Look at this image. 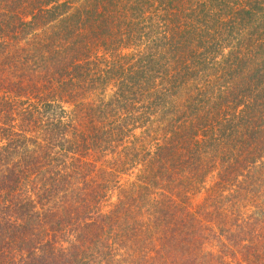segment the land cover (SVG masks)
I'll return each instance as SVG.
<instances>
[{
  "label": "trees",
  "instance_id": "16d2710c",
  "mask_svg": "<svg viewBox=\"0 0 264 264\" xmlns=\"http://www.w3.org/2000/svg\"><path fill=\"white\" fill-rule=\"evenodd\" d=\"M0 264H264V0H0Z\"/></svg>",
  "mask_w": 264,
  "mask_h": 264
}]
</instances>
